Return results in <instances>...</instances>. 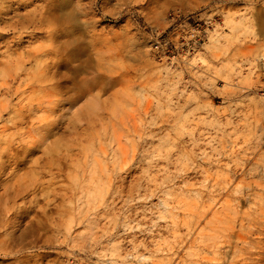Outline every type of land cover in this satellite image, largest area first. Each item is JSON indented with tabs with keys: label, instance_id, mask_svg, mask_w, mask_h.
<instances>
[{
	"label": "rangeland",
	"instance_id": "1",
	"mask_svg": "<svg viewBox=\"0 0 264 264\" xmlns=\"http://www.w3.org/2000/svg\"><path fill=\"white\" fill-rule=\"evenodd\" d=\"M51 1L0 0V264H264V0Z\"/></svg>",
	"mask_w": 264,
	"mask_h": 264
},
{
	"label": "bare ground",
	"instance_id": "2",
	"mask_svg": "<svg viewBox=\"0 0 264 264\" xmlns=\"http://www.w3.org/2000/svg\"><path fill=\"white\" fill-rule=\"evenodd\" d=\"M69 0H53L51 1V5L48 4L47 7L50 8L51 10H53L51 13L54 15V17L57 18H65V19H74L71 17L70 14H68V16H63L62 12L65 9H68L69 7H67L69 5ZM71 17V18H69ZM68 31V30H67ZM69 37L73 36L74 34L70 31H68L67 34ZM70 44L71 47L67 48V46L65 45L66 48V56H67V61L71 62L73 59H75L76 57H79L81 55V52L77 49L80 48V44L79 46L75 45L73 41L69 40L68 42ZM77 46V47H76ZM86 51L84 48H82V54H85Z\"/></svg>",
	"mask_w": 264,
	"mask_h": 264
},
{
	"label": "snow or ice",
	"instance_id": "3",
	"mask_svg": "<svg viewBox=\"0 0 264 264\" xmlns=\"http://www.w3.org/2000/svg\"><path fill=\"white\" fill-rule=\"evenodd\" d=\"M112 2H114V0H112Z\"/></svg>",
	"mask_w": 264,
	"mask_h": 264
}]
</instances>
